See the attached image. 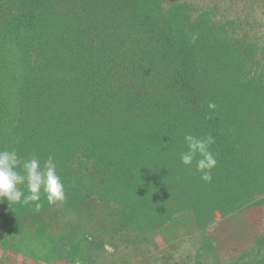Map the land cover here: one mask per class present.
<instances>
[{"label": "rangeland", "instance_id": "rangeland-1", "mask_svg": "<svg viewBox=\"0 0 264 264\" xmlns=\"http://www.w3.org/2000/svg\"><path fill=\"white\" fill-rule=\"evenodd\" d=\"M66 8L90 16L89 22L101 26L104 33L111 31L107 36L110 52L125 51L134 59H120L118 56L123 54L111 53L106 63L140 67L142 81L151 86L150 94L157 105L154 112L159 116L153 124H147L149 119L145 121V117L139 118L143 113L125 125V111L120 110L108 112L98 132L119 124L122 131L126 128L123 133L128 143L122 155L131 151L137 158L146 159L139 154L148 152L151 157L153 151L158 153L159 174L155 177L169 179L170 189L164 187L163 193L169 199L171 184L183 182L181 174L191 181L200 173L195 164L187 167L180 162V153L186 148L185 133L213 136L211 151L218 163L212 169L208 187L212 207L207 209L206 200L201 201L192 189L187 200L195 209L190 214L163 210L157 223L151 222L146 231L134 225L130 231L123 228L112 233L109 223L103 225L100 217H105L107 207L95 194L102 186L86 181L79 157L67 159L66 143L55 147L44 141L46 134L62 129L59 120L53 119L54 127L47 129L48 133L26 137V144L31 146L21 140L11 148L22 158L31 154L41 157L42 164L53 157L66 199L49 204L42 193L39 209L31 202L29 223L44 234L46 227L59 236H64V229L73 230L71 238L75 242L60 236L69 258L47 262L43 253L30 258L12 250L17 247H1L4 240L17 242L21 238L16 231H5L4 239L0 234V264H264V0H12L8 4L0 0V37H10L5 28L9 22L11 28H17L15 15L21 11L39 14L31 29L42 14L49 22L56 19V25L47 28L49 31L40 35L27 32L22 46L25 56L36 58L37 50L50 62L45 63L54 65L62 56L54 39L47 38L52 37L57 23L68 22ZM118 36L122 40H116ZM93 48L100 51L99 47ZM180 72L187 76V82L180 78ZM184 84L190 87L182 90ZM209 102L216 108L210 109ZM134 115L131 112V118ZM128 132L133 135L131 142L138 140L134 144H143L154 134L159 142L157 150L129 148ZM113 157H120V153ZM115 178L111 175L110 179ZM116 200V206L110 204L112 211L122 207Z\"/></svg>", "mask_w": 264, "mask_h": 264}, {"label": "trees", "instance_id": "trees-1", "mask_svg": "<svg viewBox=\"0 0 264 264\" xmlns=\"http://www.w3.org/2000/svg\"><path fill=\"white\" fill-rule=\"evenodd\" d=\"M10 1L12 0H2V4H8ZM67 13L69 15H64L67 16L68 22L57 23V27L51 34L52 37L47 38V40L54 39L55 45L59 46L58 52L62 56L61 60H64H59L54 65L45 63L44 61L50 62L47 61L44 53L37 50L36 58L25 56L22 46L26 40L27 32L32 30L34 34L40 35L49 31L47 28L53 27L56 19L52 20L53 23L49 22V18H45V16L43 18L42 14L40 20L37 21V26L31 29L36 25L34 22L39 14L33 11H21L15 15L17 19L14 20V24L17 28H11V22H9V28H5L10 37L2 39L0 37V149H12V145L21 140L24 141L25 146H31V142V144H26L29 140L26 137L38 132L42 136L43 131L54 127L53 123L51 125V120H59L58 124H62V129L58 127V131L53 135L46 134L44 141L55 147H61L66 143L64 148L67 150V159L79 157L81 159L79 164L83 165L82 173L86 181L102 186L95 194L99 201L107 207L105 217L103 215L100 217L103 225L106 222L109 223L107 227H110L112 233L123 228L130 231L129 227L135 229L134 225H138L146 231L153 224L151 222L157 223L156 219L161 217L163 210L166 212L183 211L190 214V210L194 207L188 202L189 196L187 197V195L192 189L195 190V195L198 194L201 201L206 200V207L210 209L212 202L208 187L212 181H203L201 173H197L195 179L192 177L191 181L187 176L184 178L181 174L183 182L178 185L171 184L172 198L169 199L163 196L164 187L166 189L167 186V189H170L168 188L169 179L155 177L156 174H159L158 153L153 151L151 157L148 152L139 154L146 159L137 158L138 155L131 151L122 155L121 151L128 148V143L126 135L123 133L126 128L122 131L119 124H114L113 127L111 124L108 129H101L98 132L100 128H103V117L108 112L117 113L120 110L125 111V125L133 123L136 117L143 113L144 115L139 118L145 117V121L149 119L147 124H153L156 122L154 119L157 114L154 109L157 105L150 94L151 86H146L142 81L140 67L131 64L120 66L106 63V56L111 53L123 54L118 56L120 59H132V61L134 59V56L126 54L125 51L120 52L114 49L110 52L107 36L111 31L107 30L104 33L101 26L90 23V16H82L83 13L73 10H68ZM70 18L73 20L72 22ZM39 22L42 23V26H38ZM89 28L94 30L90 31ZM15 36L16 38H13ZM115 39L119 41L120 37L118 36V39L115 37ZM93 46L99 47L100 51L94 50ZM77 62L79 64H76ZM69 63L77 66H64ZM179 75L187 82V76L183 72H180ZM121 77L122 79L119 80ZM189 87V84H184L181 89L186 90ZM131 112H135V118H131ZM6 116L11 120H7ZM79 123L80 126H78ZM104 128H107L106 124ZM69 133L70 136H68ZM129 134L131 133L127 134L131 143L129 148L143 146L151 149L155 147L157 150L156 146L159 145V142L154 134L151 140H144L143 144L141 142L134 144L138 140L131 142L133 135ZM75 135L77 136L74 138ZM69 139L72 141L70 142ZM36 141L40 142L42 139L37 138ZM118 153L121 158L113 157ZM109 156H111L110 159H108ZM38 158L41 159L39 156ZM155 160L157 161L155 162ZM79 164H77V169ZM161 174H163L162 170ZM111 175L116 178L111 180ZM107 180H109V184L105 183ZM119 185L121 192H118ZM24 191L27 193L26 190ZM124 191L125 193L122 194ZM116 199L120 201L119 204L122 207L120 209L114 207L115 209L112 211L110 204L116 206ZM169 203L175 205L168 207ZM31 207H33L32 203H8L6 199L0 201V234L2 235V232L5 231H8L9 234L16 231L17 235L21 236L17 242L13 240L10 242L9 239L2 241L1 247L8 245H11V248L17 247L12 250L30 258H35L38 254L43 253L47 262L59 259V257L69 258V255L64 253V241L59 240V237L63 236L62 234L60 236L56 233L52 234L48 227H46L45 234L42 230L40 233L37 226L29 223V220L32 221L30 218ZM40 209L42 210V208ZM158 224L160 223L158 222ZM72 232L64 229L63 237L68 242L74 243V239L71 238ZM73 246L76 247L77 244Z\"/></svg>", "mask_w": 264, "mask_h": 264}, {"label": "clouds", "instance_id": "clouds-1", "mask_svg": "<svg viewBox=\"0 0 264 264\" xmlns=\"http://www.w3.org/2000/svg\"><path fill=\"white\" fill-rule=\"evenodd\" d=\"M195 39L193 36V41ZM208 107L215 109L216 104L209 102ZM183 141L186 148L180 153V162L187 167L195 164L201 179L210 182L213 178L212 169L218 163L216 155L211 151L215 138L211 135L198 137L185 133ZM22 186L27 188V193ZM42 193L49 204L66 199L65 185L53 157L49 156L42 164L35 155L25 159L18 155L15 148L0 149V201L6 199L8 203L17 204L35 202L39 209Z\"/></svg>", "mask_w": 264, "mask_h": 264}]
</instances>
